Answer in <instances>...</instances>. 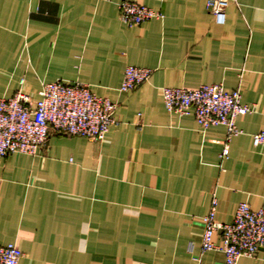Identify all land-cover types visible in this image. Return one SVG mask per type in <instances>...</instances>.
<instances>
[{"label":"crops","instance_id":"0c3cea01","mask_svg":"<svg viewBox=\"0 0 264 264\" xmlns=\"http://www.w3.org/2000/svg\"><path fill=\"white\" fill-rule=\"evenodd\" d=\"M121 1L162 18L127 27ZM205 3L0 0V99L79 82L119 123L102 143L50 135L35 156L0 158V245L19 248V264H225L201 251L212 198L223 224L240 203L264 207V146L251 139L264 131V0H229L223 24ZM128 66L152 73L122 93ZM201 85L238 89L251 109L224 159V127L164 107V87ZM236 264H264V249Z\"/></svg>","mask_w":264,"mask_h":264},{"label":"built area","instance_id":"2783aa9c","mask_svg":"<svg viewBox=\"0 0 264 264\" xmlns=\"http://www.w3.org/2000/svg\"><path fill=\"white\" fill-rule=\"evenodd\" d=\"M228 4L229 0H206L205 6L216 22L223 24ZM118 11L120 21L130 28L162 18L158 11L134 1H121ZM151 73L150 69L126 67L119 91H132L146 83ZM162 99L167 112L193 115L201 130L214 126L226 129L221 159L228 155L229 140L240 134L236 119L251 112L242 104L238 89L228 92L222 85H201L196 89L164 87ZM115 110L116 104L110 99L96 96L79 82L43 84L37 100L18 91L10 98L0 99V158L13 154L35 156L50 135L77 136L102 143L110 128L119 124ZM251 139L254 147L264 146V131L253 134ZM216 209L213 197L208 213L202 218V252L219 251L225 264H236L239 259L254 257L264 249V207L240 203L230 224L216 221ZM218 233L220 239L216 242ZM22 256L14 244L0 245V264H19Z\"/></svg>","mask_w":264,"mask_h":264}]
</instances>
